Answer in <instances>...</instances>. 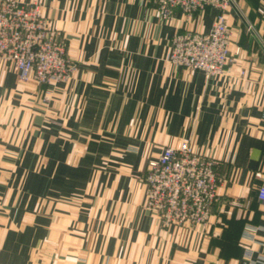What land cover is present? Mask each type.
<instances>
[{
    "label": "crops",
    "instance_id": "obj_1",
    "mask_svg": "<svg viewBox=\"0 0 264 264\" xmlns=\"http://www.w3.org/2000/svg\"><path fill=\"white\" fill-rule=\"evenodd\" d=\"M40 1L75 68L45 99L0 57V264H244V245L264 252V0L229 9L240 51L210 78L167 59L171 37L209 32L216 8L166 21L151 0ZM183 137L216 159L217 196L205 224L164 226L142 176Z\"/></svg>",
    "mask_w": 264,
    "mask_h": 264
},
{
    "label": "built area",
    "instance_id": "obj_2",
    "mask_svg": "<svg viewBox=\"0 0 264 264\" xmlns=\"http://www.w3.org/2000/svg\"><path fill=\"white\" fill-rule=\"evenodd\" d=\"M161 19L170 21L176 9L187 18L209 7L216 8L209 32L184 31L170 39L168 61L187 70L202 71L205 77H216L234 60L240 49L231 52L227 12L237 7V0H151ZM0 57L12 64L21 81L34 79L49 86L68 79L75 65L67 57L66 42L58 38L42 12L40 0L27 3L0 0ZM241 75L244 71L240 72ZM264 118V107L261 110ZM216 159L196 151L189 138L177 145L166 144L145 164L143 179L147 184L144 205L154 210L164 226L171 224H205L216 200L218 177ZM261 176L260 171L255 172ZM264 200V182L256 189ZM259 226L246 223L243 236L254 243L263 242L255 236ZM256 254L254 255V253ZM244 264H264V252L244 245Z\"/></svg>",
    "mask_w": 264,
    "mask_h": 264
}]
</instances>
